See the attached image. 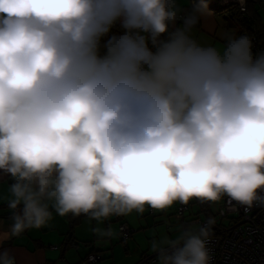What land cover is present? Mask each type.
I'll return each mask as SVG.
<instances>
[{"label":"clouds","instance_id":"9594fccd","mask_svg":"<svg viewBox=\"0 0 264 264\" xmlns=\"http://www.w3.org/2000/svg\"><path fill=\"white\" fill-rule=\"evenodd\" d=\"M210 13L208 0H0L13 236L53 213L99 226L193 199L264 205V48L236 29L215 43ZM211 234L209 220L153 241L156 264H211ZM0 264L17 260L5 249Z\"/></svg>","mask_w":264,"mask_h":264},{"label":"crops","instance_id":"0c3cea01","mask_svg":"<svg viewBox=\"0 0 264 264\" xmlns=\"http://www.w3.org/2000/svg\"><path fill=\"white\" fill-rule=\"evenodd\" d=\"M208 2L211 5L212 1L208 0ZM222 14L224 15V13L211 11L201 25L203 34L217 44L223 43L221 34L228 31L227 28L229 27V23L225 19L221 23ZM8 183L9 181L6 177L0 176V252L5 249L9 250L16 257L17 264H85L83 261L90 253H96L101 256L93 264H151L150 259L157 256L156 251L151 249L150 245L147 249L148 251H142L143 247L139 244L138 239L139 235L146 233L147 230L145 229L154 224L156 232H152L150 235L155 233L158 240H161V227H159L161 226V210H158V212L157 210H150V214L153 217L159 218L146 220V223L140 220V223L136 225V230L131 226L132 234L128 239L132 241L128 250H134L137 255L136 259L130 254H128L127 258L116 257L113 247L118 245L117 243L120 241L121 236L118 226L111 224V220H116L113 218H107L102 225L98 226L94 220L85 215L79 218L78 221L74 219L72 222L70 214L60 216L53 213L51 220L40 229H29L18 237L13 236L11 234V221L9 220L11 213L7 210L4 202V197L8 195ZM212 204V216L210 219H213L215 211L212 208ZM187 205L188 209L184 214V218L185 220H190L192 217L187 218L190 202ZM178 207L179 202H177L175 209V218L179 227H177L178 225L174 226L176 229L172 233L171 239H176L185 231L182 224L183 218L177 217ZM163 213L165 214V211ZM131 214L120 215L121 220L116 221H118V224L120 221L130 224ZM195 214L209 218L202 214L199 209ZM136 215L140 219L144 217L140 213H136ZM86 223L87 226H85ZM97 227H102L105 234L101 235L98 233ZM151 238L149 237V239ZM128 239H122L121 241L125 242ZM140 253L141 257L138 259Z\"/></svg>","mask_w":264,"mask_h":264},{"label":"built area","instance_id":"2783aa9c","mask_svg":"<svg viewBox=\"0 0 264 264\" xmlns=\"http://www.w3.org/2000/svg\"><path fill=\"white\" fill-rule=\"evenodd\" d=\"M235 2L241 11H246V0H224ZM255 50L264 48V35H254ZM213 219L194 214L190 220H185L184 214L187 204L179 203L177 217L183 218L185 230L192 226H199L212 221V234L209 238L211 264H264V205L257 204L247 208L224 197L215 203ZM121 220L119 215L115 217ZM119 233L123 240L131 236L132 228L124 221H120ZM101 256L90 253L85 264L97 262ZM157 256L150 259L156 264ZM46 264V263H45Z\"/></svg>","mask_w":264,"mask_h":264},{"label":"rangeland","instance_id":"374dc122","mask_svg":"<svg viewBox=\"0 0 264 264\" xmlns=\"http://www.w3.org/2000/svg\"><path fill=\"white\" fill-rule=\"evenodd\" d=\"M211 1H212L211 5L209 4L211 6L210 7L211 11H213V12H216L217 10L224 11L223 9L226 6H223V4H225V3H223V0H211ZM258 6H260L259 7L260 16L264 18V7L260 4ZM219 11H217V12H219ZM224 12H226V11H224ZM227 15H226V17H227ZM222 17L223 18L221 19V23L223 22L222 20L225 19L223 14H222ZM225 20L229 23L228 24L229 27L227 28V30H233V29H236L239 31L241 30L242 24L240 26L238 22L230 19L229 17H227V19H225ZM223 26H224V23H223ZM221 44H222V42H221ZM176 205H177V203H175L174 205H172L171 207H169L167 209L161 210V226H159V227H161V240H164V239L171 240V235L174 232V230L176 229V227H174V226L178 225L177 224L178 221L175 218ZM216 207H217L216 204H212L213 210H216ZM198 209H199L198 205L193 204V200H191L190 210L187 212V218L194 217V214L198 211ZM150 210H152V208L146 207L145 210L142 213H140V214H142V216H144L142 219L136 217L137 216L136 213L132 212L131 218L129 220V222H130L129 226L130 227L132 226L134 228V230H136V225H138L140 223V220H143V222L146 223V220L159 218V217H153L150 214ZM153 210L156 211V209H153ZM164 211H165V214L163 213ZM157 212H158V210H157ZM200 216L202 217V215H200ZM115 217H116V215H113L109 218L116 219ZM111 221H112L111 224L116 225L119 228L118 221H116V220H111ZM85 226H87V223L85 224ZM177 227H179V225ZM155 229H156V226L154 224H151V226L149 228L145 229V230H147L146 233H142V235H139L138 242L143 247L142 251L147 250L149 245H150L151 249H153L152 248L153 241H159L158 238L156 237L155 233L153 235H150L152 232H156ZM149 237H152V238L149 239ZM121 240H122V238H120V241H118V243H117L118 245L113 247L115 254H116V257L117 258L118 257H126L127 258L129 256L128 254H130V256H132V257H134V259H136L137 255L135 254L134 250H132V251L128 250V247H129L132 240L128 239L127 240L128 242L127 241L122 242ZM140 257H141V253L138 256V259H140Z\"/></svg>","mask_w":264,"mask_h":264},{"label":"trees","instance_id":"16d2710c","mask_svg":"<svg viewBox=\"0 0 264 264\" xmlns=\"http://www.w3.org/2000/svg\"><path fill=\"white\" fill-rule=\"evenodd\" d=\"M262 5L264 7V0H246V11H241L238 5H234L232 3H225L223 4L224 11H219L217 13H224L225 19L229 17L230 19L239 23L241 27L240 31H247L253 35L263 36L264 35V18L259 14V7L258 5ZM209 7H211L209 5ZM228 14V15H227ZM227 15V17H226ZM243 28V29H242ZM191 204V201H189ZM193 204H197L199 207V211L208 216L209 218L212 216V209L210 202H200L197 199H193ZM84 215L81 214L79 216H75L70 214L72 218L71 221L73 222L74 219L79 220Z\"/></svg>","mask_w":264,"mask_h":264},{"label":"bare ground","instance_id":"6f19581e","mask_svg":"<svg viewBox=\"0 0 264 264\" xmlns=\"http://www.w3.org/2000/svg\"><path fill=\"white\" fill-rule=\"evenodd\" d=\"M223 3H232V4H234L235 5V2H225L224 0H223Z\"/></svg>","mask_w":264,"mask_h":264}]
</instances>
